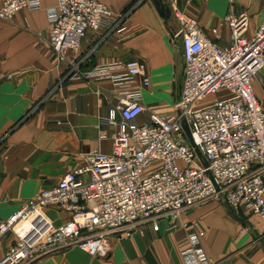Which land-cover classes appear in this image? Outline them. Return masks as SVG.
<instances>
[{
	"label": "built area",
	"instance_id": "2783aa9c",
	"mask_svg": "<svg viewBox=\"0 0 264 264\" xmlns=\"http://www.w3.org/2000/svg\"><path fill=\"white\" fill-rule=\"evenodd\" d=\"M143 1L136 0L133 8ZM163 1L176 25L171 40L179 41L183 61L175 115L150 111L147 124H134L144 107L136 94L120 96L117 111L104 120L115 130L109 136L111 151L85 154L56 186L40 191L0 222V241L7 234L15 239L0 264H31L74 246L91 257H105L111 239L136 231L144 235L150 226L158 230L159 220H173L209 198L264 223V109L251 85L264 68V24L249 36V16L228 14L205 31L178 7V1L188 5L193 0ZM40 7V0H3L0 21ZM112 15L98 0H57L48 11L47 33L55 60L66 63L85 33L111 24ZM222 28L229 32L226 44L218 43ZM123 67L129 82L141 78L144 87L150 84L144 63L134 59ZM106 74L71 65L66 78L86 81ZM212 95L218 98L207 102ZM52 208L69 214L58 227L45 214ZM203 236L198 228L188 230L184 264H209Z\"/></svg>",
	"mask_w": 264,
	"mask_h": 264
},
{
	"label": "crops",
	"instance_id": "0c3cea01",
	"mask_svg": "<svg viewBox=\"0 0 264 264\" xmlns=\"http://www.w3.org/2000/svg\"><path fill=\"white\" fill-rule=\"evenodd\" d=\"M98 1L112 12V23L85 33L66 63L55 60L48 44V11L57 0H40L39 10L26 9L10 22L0 21V222L40 191L56 186L85 154L111 151L109 136L115 130L104 120L117 111L120 96L136 94L144 107L134 124H147L150 111L175 115L183 79L181 46L171 40L175 23H165L150 0L134 8L136 0ZM178 7L205 31L228 14L249 16V36L264 24V0H193ZM228 42L229 32L222 28L218 43ZM134 59L146 65V87L141 78H125L123 65ZM71 65L107 74L70 80ZM251 85L264 109V68ZM103 132L107 139L100 140ZM45 214L56 227L69 218L53 208ZM157 225L158 230L150 226L144 235L136 231L111 239L105 257H91L74 246L31 264H184L181 252L193 228L204 233L201 247L209 264H264V223L247 212L235 214L219 200L197 204ZM14 240L7 234L0 241V261Z\"/></svg>",
	"mask_w": 264,
	"mask_h": 264
},
{
	"label": "water",
	"instance_id": "95a60500",
	"mask_svg": "<svg viewBox=\"0 0 264 264\" xmlns=\"http://www.w3.org/2000/svg\"><path fill=\"white\" fill-rule=\"evenodd\" d=\"M151 3H153L155 10L157 11V14L164 19L165 23L169 22L171 20L170 17V9L166 2L163 0H150ZM185 132L187 133L186 127H184ZM188 135V133H187Z\"/></svg>",
	"mask_w": 264,
	"mask_h": 264
},
{
	"label": "rangeland",
	"instance_id": "374dc122",
	"mask_svg": "<svg viewBox=\"0 0 264 264\" xmlns=\"http://www.w3.org/2000/svg\"><path fill=\"white\" fill-rule=\"evenodd\" d=\"M179 3L181 2V1H178ZM183 3V2H182ZM185 4V3H184ZM218 97L217 96H215V95H212V96H210V97H208L207 98V102L208 101H213V100H216ZM210 200H217L216 198H209L208 200H206V201H210ZM256 218V217H255ZM257 220H259L258 218H256ZM259 222V221H258ZM257 225H259V227H258V230H260V222L257 224ZM53 226L54 227H56V223L55 222H53ZM242 231V230H241ZM98 257H100V256H98Z\"/></svg>",
	"mask_w": 264,
	"mask_h": 264
}]
</instances>
